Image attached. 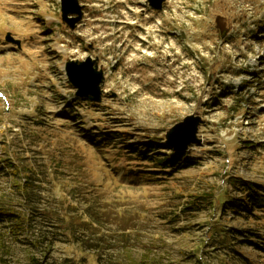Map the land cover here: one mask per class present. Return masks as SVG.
I'll use <instances>...</instances> for the list:
<instances>
[{
	"label": "rangeland",
	"instance_id": "374dc122",
	"mask_svg": "<svg viewBox=\"0 0 264 264\" xmlns=\"http://www.w3.org/2000/svg\"><path fill=\"white\" fill-rule=\"evenodd\" d=\"M79 3L72 30L62 0H0V203L41 214L21 238L0 223V264H264V212L212 204L241 203L232 180L264 187V0ZM89 57L100 103L66 75ZM197 113L193 164L153 173L137 153L171 158L167 130Z\"/></svg>",
	"mask_w": 264,
	"mask_h": 264
},
{
	"label": "trees",
	"instance_id": "16d2710c",
	"mask_svg": "<svg viewBox=\"0 0 264 264\" xmlns=\"http://www.w3.org/2000/svg\"><path fill=\"white\" fill-rule=\"evenodd\" d=\"M81 100L84 102H89L88 100L78 99V101ZM137 156H140L139 158H143L142 160H148L156 165L155 169L157 170L152 171L153 173L162 172L164 174H169L173 171H176L181 168L189 167L193 164L192 161L186 159L187 155H184L183 153L176 151L173 152L171 158L167 157V155H163V157H161L162 155H160V153H155L152 151H140L137 153ZM145 172L146 171H143V173ZM231 184L235 188H241L240 190L243 195V198L241 199V203L237 204L236 200H234V198H232L227 191H221L219 196L215 198L214 202L212 203L215 212H220V214L222 215L224 213L232 211L233 213L242 215L241 212H246L247 210L245 204L247 202L252 207V211L264 212V187L260 188L254 183H248V182L246 183L244 181L242 182L236 180H232ZM23 188L25 189V187ZM209 196L210 195H203V199H207ZM188 205H192V206L194 205L197 207L198 203L190 202L188 203ZM251 214L253 215L254 213L252 212ZM40 216H41L40 213L34 214L28 210H26V212H23L22 214L16 213L11 208L10 205H7V203H0V223L5 224L8 227H12L13 229H17V230L19 229L21 230V228H24L22 231H20L21 233L17 234L19 238L24 237L30 232L32 223H34L36 218ZM60 218H62L61 215H57V217L55 218L53 216L52 221L58 225L60 222ZM225 228L226 226L222 225L221 222L219 221H216L211 224V230L213 234L220 235L221 240L223 241L227 239L231 240L233 238V235H231L230 231L226 230ZM43 236L45 237V234ZM251 237L252 235H249L247 237V240L244 241V243H250ZM210 241L214 242V239L212 238ZM223 241H219L220 244H222L220 248L226 247ZM47 262L40 261L37 258H35L33 254H30L29 262L27 264H52ZM198 263L200 264L199 260ZM61 264H79V263L76 261H72L71 259H65Z\"/></svg>",
	"mask_w": 264,
	"mask_h": 264
},
{
	"label": "water",
	"instance_id": "95a60500",
	"mask_svg": "<svg viewBox=\"0 0 264 264\" xmlns=\"http://www.w3.org/2000/svg\"><path fill=\"white\" fill-rule=\"evenodd\" d=\"M166 0H148V3L157 10L162 9ZM84 6L80 5L79 0H62V18L68 23L72 30H75L77 24L82 20ZM77 17L70 18V15ZM6 40L10 43L20 42L7 35ZM69 82L77 90L76 97L100 103L102 101L103 91L101 89L104 83V72L98 68V60L89 57L85 61H69L65 68ZM202 122L200 115L194 114L188 116L184 121L168 129L165 134V143L173 150L183 153L192 145L201 143L198 137L199 127Z\"/></svg>",
	"mask_w": 264,
	"mask_h": 264
},
{
	"label": "flooded vegetation",
	"instance_id": "af4514ba",
	"mask_svg": "<svg viewBox=\"0 0 264 264\" xmlns=\"http://www.w3.org/2000/svg\"><path fill=\"white\" fill-rule=\"evenodd\" d=\"M147 2H148V0H147ZM149 6H150V8H151V11H153V12H157V13H162L163 11H164V6H165V3L162 5V9L161 10H157V9H155L154 7H152L150 4H149ZM82 21V20H81ZM80 21V22H81ZM79 22V23H80ZM78 23V24H79Z\"/></svg>",
	"mask_w": 264,
	"mask_h": 264
}]
</instances>
